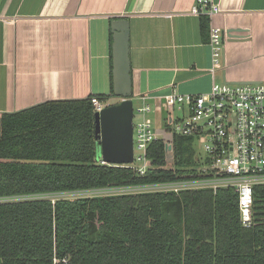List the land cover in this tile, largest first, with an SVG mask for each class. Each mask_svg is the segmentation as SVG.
<instances>
[{
    "label": "trees",
    "instance_id": "obj_1",
    "mask_svg": "<svg viewBox=\"0 0 264 264\" xmlns=\"http://www.w3.org/2000/svg\"><path fill=\"white\" fill-rule=\"evenodd\" d=\"M111 86L114 95L113 75ZM95 97L0 115V264H264V185L254 188L250 227L232 187L21 199L173 182L194 165V138L179 135L173 167L162 139L146 176L102 164Z\"/></svg>",
    "mask_w": 264,
    "mask_h": 264
},
{
    "label": "crops",
    "instance_id": "obj_2",
    "mask_svg": "<svg viewBox=\"0 0 264 264\" xmlns=\"http://www.w3.org/2000/svg\"><path fill=\"white\" fill-rule=\"evenodd\" d=\"M221 11L192 13L196 0H0V115L51 101L112 95L115 20L130 27L133 101L153 108L164 130L166 96L208 94L214 84L264 82V0H213ZM213 27L245 30L214 67Z\"/></svg>",
    "mask_w": 264,
    "mask_h": 264
},
{
    "label": "built area",
    "instance_id": "obj_3",
    "mask_svg": "<svg viewBox=\"0 0 264 264\" xmlns=\"http://www.w3.org/2000/svg\"><path fill=\"white\" fill-rule=\"evenodd\" d=\"M220 11L219 5L213 0H196L192 13L212 17ZM209 46L214 72V67L221 65L223 57L221 29L212 28ZM92 102L95 112H100L108 106L96 97ZM164 109L169 117L163 131L166 135L173 134L172 140L156 131V125L151 118L153 108L149 104L141 106L138 110L134 109V162L126 166L135 169L141 176H146L149 170L154 168L148 156L149 148L155 141L162 139L166 145L168 167H173L174 136L192 137L195 163L186 168L187 173L183 174V179L66 193H92L91 197H102L138 193H178L201 189L216 191L219 188L232 187L239 195L242 223L245 227H250L254 188L264 185V82L217 83L208 94L184 95L173 92L166 96ZM176 110L180 115H174ZM197 145H200L202 152L197 149ZM101 162L107 164L102 160Z\"/></svg>",
    "mask_w": 264,
    "mask_h": 264
},
{
    "label": "water",
    "instance_id": "obj_4",
    "mask_svg": "<svg viewBox=\"0 0 264 264\" xmlns=\"http://www.w3.org/2000/svg\"><path fill=\"white\" fill-rule=\"evenodd\" d=\"M114 96L123 100L108 105L95 113V138L98 159L112 165H130L134 162V101L130 58V27L126 19L112 23ZM245 30L230 28L222 31L226 42L246 41ZM260 82H234L251 84Z\"/></svg>",
    "mask_w": 264,
    "mask_h": 264
},
{
    "label": "rangeland",
    "instance_id": "obj_5",
    "mask_svg": "<svg viewBox=\"0 0 264 264\" xmlns=\"http://www.w3.org/2000/svg\"><path fill=\"white\" fill-rule=\"evenodd\" d=\"M142 105L140 104L139 101H134V109L135 110H138ZM180 112L178 110H176V112L174 113L175 116L177 115H180L179 114ZM137 115V118L136 120H138V114ZM156 131L161 135V136H164L165 137H168V139L172 140L173 139V134H164V131L163 130H159L158 131V126L156 125ZM197 149H199L200 152H202V149L200 147V145H197L196 146ZM196 157V156H195ZM171 159V158H170ZM90 190H87V191H79V192H88ZM132 192V191H130ZM129 192V193H130ZM85 196H92V193L90 194H78V193H61V194H57V195H39V196H30V197H24V198H21V199H53V200H56V199H76V198H84Z\"/></svg>",
    "mask_w": 264,
    "mask_h": 264
}]
</instances>
